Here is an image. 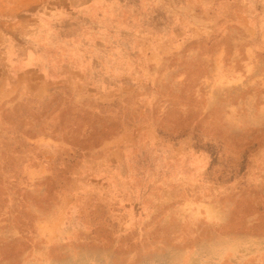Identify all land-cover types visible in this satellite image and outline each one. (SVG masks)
<instances>
[{
  "label": "rangeland",
  "instance_id": "1",
  "mask_svg": "<svg viewBox=\"0 0 264 264\" xmlns=\"http://www.w3.org/2000/svg\"><path fill=\"white\" fill-rule=\"evenodd\" d=\"M0 264H264V0H0Z\"/></svg>",
  "mask_w": 264,
  "mask_h": 264
}]
</instances>
